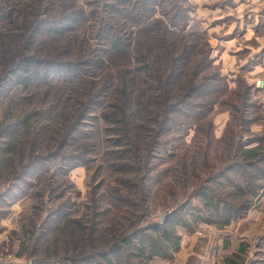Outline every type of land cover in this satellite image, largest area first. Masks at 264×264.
Returning a JSON list of instances; mask_svg holds the SVG:
<instances>
[{
    "label": "rangeland",
    "instance_id": "1",
    "mask_svg": "<svg viewBox=\"0 0 264 264\" xmlns=\"http://www.w3.org/2000/svg\"><path fill=\"white\" fill-rule=\"evenodd\" d=\"M8 10L0 264H264V0H0ZM23 56L78 73L18 84ZM155 223L180 237L171 260L147 257Z\"/></svg>",
    "mask_w": 264,
    "mask_h": 264
},
{
    "label": "trees",
    "instance_id": "2",
    "mask_svg": "<svg viewBox=\"0 0 264 264\" xmlns=\"http://www.w3.org/2000/svg\"><path fill=\"white\" fill-rule=\"evenodd\" d=\"M39 11V10H38ZM5 20L12 23L14 20V15L12 10H8L6 13H3V11H0V21ZM78 21V22H77ZM75 21V23H79L83 21V16L78 14V19ZM43 29V20L41 17V13L38 12L36 13L35 17V23L32 26L31 30V38L29 40L30 43H35L37 41V35L40 33V31ZM67 29V30H66ZM71 28H61V34L66 35L69 33ZM60 31V30H59ZM62 35V36H63ZM125 47H119L118 51L122 54L125 53ZM129 55V54H128ZM17 67L19 71H15V81L18 84H30L32 83L35 79H42L49 77V74L54 71V72H60L62 74H65L66 77L70 79V77H75L76 74L78 73V68L74 66L73 64H64L61 63L55 67H52V62L45 61V67H43L40 64V61L36 59L35 57H19L17 58ZM16 66V65H15ZM43 70V71H42ZM41 72V74H40ZM72 82L74 81L73 78L70 79ZM250 155H255V154H250ZM232 211H229V214H231ZM181 224V223H180ZM184 224V223H182ZM168 225V224H167ZM152 229L155 230V232L158 234V237L155 239H151L148 237L147 244L144 248H147V257L148 255L151 256V258H163V259H168L171 260V253L172 250L178 251L179 245H180V237L177 235L175 230L172 228L165 229V226L163 227L162 225H157L156 223L152 225ZM171 226V224H170ZM123 236V235H122ZM121 242H123L126 245H129V236H123L121 237ZM117 247L114 246V248ZM145 249H141V251L144 252ZM226 263L227 264H235L231 259L226 258Z\"/></svg>",
    "mask_w": 264,
    "mask_h": 264
},
{
    "label": "crops",
    "instance_id": "3",
    "mask_svg": "<svg viewBox=\"0 0 264 264\" xmlns=\"http://www.w3.org/2000/svg\"><path fill=\"white\" fill-rule=\"evenodd\" d=\"M226 260V259H225Z\"/></svg>",
    "mask_w": 264,
    "mask_h": 264
}]
</instances>
